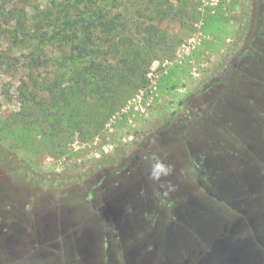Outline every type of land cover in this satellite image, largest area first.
<instances>
[{
	"label": "rangeland",
	"instance_id": "374dc122",
	"mask_svg": "<svg viewBox=\"0 0 264 264\" xmlns=\"http://www.w3.org/2000/svg\"><path fill=\"white\" fill-rule=\"evenodd\" d=\"M47 1L0 0V131L50 178L4 210L0 264H264V0H107L151 59L63 131L27 79L54 75L23 34Z\"/></svg>",
	"mask_w": 264,
	"mask_h": 264
},
{
	"label": "trees",
	"instance_id": "16d2710c",
	"mask_svg": "<svg viewBox=\"0 0 264 264\" xmlns=\"http://www.w3.org/2000/svg\"><path fill=\"white\" fill-rule=\"evenodd\" d=\"M106 2L48 0L42 8L37 7L33 15V20H38L37 28L33 30L29 23L28 28L23 30L31 50L28 66L54 68V75H48L50 72L38 77H32V73L27 75V79L35 80L33 86L38 87L39 92L44 91L41 92L42 101H36L41 106L35 109L41 111L43 117L51 118V127L58 126L62 131L70 127L73 123L71 118L77 114L85 115L89 104L108 105L106 111L100 112L104 116L110 115L124 100L123 97L131 94L127 86L137 79L151 59L150 53L140 58L139 53L145 46H140L133 39L116 41L122 14L112 6L108 8ZM154 38L159 40L158 36ZM103 40L108 43L105 48L101 44ZM35 41L39 54L32 51ZM149 47L155 45L149 44ZM54 48L58 53L52 57L49 51ZM110 58H114L113 61ZM26 83L23 81V85ZM136 86L137 83L133 87ZM29 96H32L31 92ZM38 96L34 94L33 98L37 99ZM77 102L81 104L79 108ZM184 103L180 102L181 105ZM2 132L0 226L5 227H0V249L4 250L5 245L20 239L18 231L11 225L15 220H10V214L4 213V210L12 212L14 203L26 196L24 190L45 187L44 181L50 178L21 158L11 146H7Z\"/></svg>",
	"mask_w": 264,
	"mask_h": 264
},
{
	"label": "clouds",
	"instance_id": "9594fccd",
	"mask_svg": "<svg viewBox=\"0 0 264 264\" xmlns=\"http://www.w3.org/2000/svg\"><path fill=\"white\" fill-rule=\"evenodd\" d=\"M164 166L160 163H156L155 165H153V168L156 169V168H163Z\"/></svg>",
	"mask_w": 264,
	"mask_h": 264
}]
</instances>
